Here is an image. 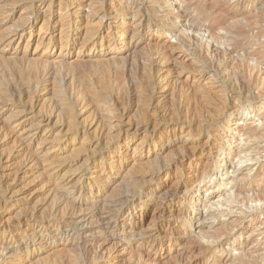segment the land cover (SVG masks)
<instances>
[{"label": "rangeland", "instance_id": "rangeland-1", "mask_svg": "<svg viewBox=\"0 0 264 264\" xmlns=\"http://www.w3.org/2000/svg\"><path fill=\"white\" fill-rule=\"evenodd\" d=\"M205 1L207 5L212 3V0ZM221 1L236 6L231 7L233 11L249 12L250 17L254 18L256 25H258H254L248 31V36L252 37L250 40L253 43L249 44L245 50L235 52L232 57L236 59L234 61L232 59L233 62L231 58L225 57L223 60V55H217L213 52L207 53V55L201 42L193 43V39L189 36L202 39L218 49L228 48L232 51L228 42L222 41L219 44L208 33L196 32L192 29L189 22L184 20L183 15L187 11L180 6L182 5L180 0H0V7L4 4L6 7H1L5 14L0 18V21H4V25L0 29V36L9 37L14 32L19 31L22 25L27 24L25 38L16 42L13 48L14 51L18 52L26 50L35 53V58L39 60H45L48 56L44 55V52H48L52 48V44H48V39L43 41L41 45L39 40L41 35L44 37L46 33H50L52 25L57 26L54 34H52L54 41L57 44L63 41V32L59 23L63 16L66 18V12H78L73 16V19L82 28V34L76 43L77 46L75 45L78 50L90 47V42L84 44L87 37L91 36L87 34L91 33L90 29L88 32V28H92V26L99 28L101 22L106 23L109 20L108 16L104 17V12H126L124 7L120 6L122 3H128L129 6L126 5L125 8L132 9L130 12L138 13L135 24H139L143 17L150 20L152 24L143 28L142 35L145 41L137 52L129 58V62H124V58L117 62H107V64L84 63V65L78 64L66 68L65 73L72 75L71 77L75 76V86L80 85V88L86 89L90 84L95 85L97 87L94 88L102 97L100 101H96L94 113H92L93 110L90 111L91 105H94L93 102L85 105L83 111L85 115L81 118L83 123L89 124L93 121V114H98V117L102 116L105 119L106 126L109 124L117 125L115 116H121L122 113L128 116H124L125 123L143 122V114L139 110L145 108L144 96L147 97L149 93L147 86L149 76L147 69L149 67H143V62H148L149 57L153 54V48L149 45L150 36L147 33L152 30L156 32L157 29L165 30L162 38L166 37L168 40L170 39V42L172 41L168 55L166 54V60L161 65L162 75L172 78L173 81L167 88L169 94L175 91L174 88L177 84L178 89L191 91V96L196 98L195 100L192 98L191 101L205 104L204 107L202 104L199 107L197 103H193L192 106L187 107L195 112L194 114L191 110L189 120H198V123L196 122L197 124L191 130L186 129L184 135H180L178 131L175 134L172 128L161 132L164 140L170 139L172 146L157 161H148L149 163L142 159V155L156 152L154 144L159 141L158 136L149 139L152 129L147 133L142 130L139 135L129 137V139L124 136L118 139L115 136L117 135L115 129L111 127L106 131L97 127H89L84 139L73 136L64 137V132H55L56 137L60 140L59 143L51 137L46 148L39 153L42 162L47 159L46 162H43L44 167L47 168V173H43L42 168H39L40 172L38 169L30 172V174H22L17 181H15L16 174H10L11 176L6 174L10 178V183H13L11 187L14 188V199H19L21 202L7 206L0 204V241L10 239L8 244L0 247V264H52L53 260L59 258L68 260L69 264H90L84 250L87 246V238L76 227L72 231V234H76L74 236L76 237V245L67 250H60L59 248V250H50L51 245L45 243L40 245L32 237L26 238L24 234L28 227H37L50 236L53 230L48 227L49 221L53 219V223L55 221L56 224L67 219L64 210L62 213L53 215L50 200L55 187L53 185H57L56 188L61 191H59L60 193L69 196L70 202L77 201L79 203L90 198L91 194L94 195L105 190L103 202L110 203L114 199L121 198L122 195L126 196L128 193L138 190L143 184V177L145 178L149 174L167 170L178 173L176 164L179 155L189 151L192 153L195 150L198 152L204 145L206 146H204L205 160H209L205 170V174L208 175L202 179L197 188L194 187L195 189L187 179L185 185L193 194L180 197L174 204H170L165 198L166 194L170 188L175 189L178 185L177 179L170 181L168 188L161 193L163 197L157 196L158 200H155L157 206L154 205L149 209L144 208L138 211L139 218L133 221V225L146 236L153 235L152 243L158 244L165 237L164 231L168 232L169 226L174 222V218L171 217L172 214L179 211L180 205L185 207L192 200V206L200 210L187 211L183 215L181 224L183 223L184 227L181 225L182 230L173 231L174 235L181 238V241L172 250L160 251L157 257L154 256L153 259L156 264H176L178 261L184 262L187 259L194 261L200 257L203 258L202 264H242L241 258L245 253L257 257V264H264V119H262L264 117V73H262V71L264 72V56L253 55L256 50L261 49L256 36L260 34V30L264 32V0H250L251 4L247 0ZM32 3L34 4L33 10L31 9ZM162 21L168 25L165 23L162 24V28H159L161 26L159 22ZM111 22L120 24L123 23V20L121 21V18L116 16ZM206 26H210V23L207 22ZM171 32L175 34L171 35ZM220 34L225 35V32L220 31ZM30 36L33 38L28 39ZM120 36L121 33L119 35L117 33V37ZM262 41H264V35ZM123 49L124 47L120 48L118 53H121ZM56 50V54L60 52L68 55V57L72 56L66 49H63L62 52L59 48ZM100 50L101 48L97 46L96 51L100 52ZM244 53H251L249 55L253 59L250 57L249 61L244 62ZM140 61L142 65L139 63ZM252 67L255 71L252 70ZM257 71L260 75H257ZM37 73L38 68L37 72L34 73L28 69L12 72L1 64L0 90L6 92L8 87L11 88L12 85L16 89L21 86L24 87L33 80V77L37 76ZM200 74L204 77L201 78ZM197 80L200 81L197 82ZM66 86L63 88L73 90L75 87ZM116 100L119 102L117 103L118 108L112 106ZM52 103V96L45 97L38 103L37 112L47 111V107ZM173 103L171 101L168 105L173 106ZM194 107H197L196 111ZM253 110H255L254 113ZM185 111L173 119L186 118ZM200 112L204 117L200 116ZM10 114L14 113L10 112L5 115L7 122L10 119ZM13 120H17V118ZM16 123L14 122L11 127ZM254 130L261 131L263 138L262 136L251 137V132ZM12 131L14 132V128ZM17 132L20 136L24 134L20 128L17 129ZM108 133L110 134L108 135ZM18 135L16 136L15 132L12 134L10 145L7 148L0 145V153L2 150L5 153L6 149L10 151L17 148ZM214 144L217 148L224 147L226 149L219 153L211 152ZM195 167L203 168L204 165L199 163ZM188 169V163L181 168L186 176L189 172ZM72 175L75 177L73 182L68 187H63L64 182L62 181L70 177L73 178ZM106 178L111 179L104 185L101 180ZM98 183L99 185L93 186ZM83 185L86 190L83 189L82 193L79 189L71 193L74 188ZM241 190L243 193L239 192ZM260 193L262 194L260 195ZM231 197H235L239 204L228 203L227 200ZM159 205L165 206L167 214L158 208ZM35 207L40 210L33 218H30L28 215L32 213ZM26 215L29 218L24 219ZM140 216L145 218L141 219ZM19 224L21 226H18ZM124 233L121 228L117 231L119 237L124 236ZM215 235H221L220 239L217 240ZM140 244L141 242L133 241L129 249L125 251L124 257L120 256L118 260H110L103 264H126L131 259H138V252L141 251L142 253L145 250V245ZM207 246L211 247L207 248ZM193 247L200 248L194 253L184 254L186 250ZM145 248L149 249V247Z\"/></svg>", "mask_w": 264, "mask_h": 264}, {"label": "bare ground", "instance_id": "bare-ground-1", "mask_svg": "<svg viewBox=\"0 0 264 264\" xmlns=\"http://www.w3.org/2000/svg\"><path fill=\"white\" fill-rule=\"evenodd\" d=\"M247 1L249 2L250 0ZM180 2L182 4L180 6H182V8L185 11H187L185 12L186 14L184 15L182 14L184 20L189 22L190 27L192 29L196 30V32L204 31L208 33L213 39H215L217 43L220 44L222 41H226L228 42L230 47H232V51L228 50V48L221 50L214 47L208 42H204V40L202 39L189 36V38L193 39L192 40L193 43L197 41L202 43L201 45L204 46L206 50V54L207 53L211 54L213 52L216 53L217 55H223L222 56L224 58L223 60H225V57H227L229 59L231 58L232 61L233 59L232 56L235 55L234 54L235 52L245 50V48H247L249 44L253 43L250 40L252 37L248 36V31H250V29L257 23L254 18L250 17L251 14H249V12L243 13L239 11H233L231 7H236V6L230 5L228 4L229 2L227 3L221 0H212L211 5L209 4L207 5L205 0H180ZM249 4L251 3L249 2ZM126 5H128V3L125 4L122 3L120 5L124 7L126 12H104V17L108 16L109 20L106 23L101 22L99 28H93V26L92 28H88V32L90 29L91 33H87V34L91 36L87 37V40H85L84 44H88L90 42L91 43L90 47L80 50H78V48H76L75 45L82 34V30H81L82 28L81 25L76 23V21L73 19V16L78 12H66V18H64L63 16L62 21L59 23V27L63 32L62 33L63 41L60 42V44L59 43L57 44V42L54 41L52 35L55 32V28L57 27L56 25L51 26L50 33L48 34L46 33L44 37L42 35L40 36L39 39L40 45L46 39H48L49 41L48 44H52V48L50 49V51L44 52L45 53L44 55L48 56L45 60L42 59L39 60L35 58V53L27 52L26 50L23 52H18L16 50L14 51L13 46L15 45V43L25 38V32L27 31V27H28L27 24L22 25L21 26L22 28L19 31L14 32L9 37L7 36L8 38L7 37L4 38L3 36H0V65L3 64L6 68L12 70V72H15L17 70L21 71L28 69L30 72L34 73L37 72V68H38V73L40 72L39 75L37 73L36 74L37 76L33 77V80H31L24 87L21 86L16 89L12 85L11 88L10 86L8 87V90H6V92L0 90V145L2 147L7 148L10 145V139L12 138V134L15 132L16 136L18 135L17 132L18 128H20V130H22V133H24L22 136H20V134L18 135L19 139L17 142V148L11 149L10 151L6 149L5 153H3L4 151L2 150V152L0 153V204L7 206V205H11L12 203L18 204L21 202V200L19 199L17 200L16 198L14 199V194H13L14 188L11 187L12 186L11 184L13 183H10V178L6 174L9 175L16 174L15 175L16 178L15 176L14 178L15 181H17L20 175L30 174V172L34 170H38L39 168H42L43 173H47V168H45L43 165V162H46L47 159H44V161L42 162L39 153L41 150L46 148V144L50 141L51 137H53V139L59 143L60 140H58V138L56 137L57 134L55 135V132L58 133L64 132V137L73 136L77 138L82 137L84 139L87 136V131L89 130V127L90 128L97 127L104 131H106L109 127H111L112 129H115V133L117 134L115 136L118 137V139L121 136L122 138L124 136L129 139V137H135L139 135L142 130L147 133L152 129V132H150L149 139L156 138L157 136L159 137V141H157V143L154 144V149L156 150V152L142 155L143 160H146L147 162L148 161L151 162V161H157L159 157L167 153V151H169V149L172 146V144L170 143V139L169 138H168L169 140L165 139L166 140L165 141L164 138L162 137L163 134L161 132L165 131L168 128H172L173 131H175L174 132L175 134L178 131L180 135L182 134L184 135L186 129L191 130L192 127L198 123V120L197 121L192 119L189 120V118L191 117L190 113L192 109L190 110L187 107L190 105L192 106L193 103H197L195 101H191L193 98L191 96V91L190 90L182 91L184 89L182 88H181L182 90L180 88L178 89L177 84L176 87L174 88L175 91H173L172 93L170 92L169 94V90H167L168 86L172 84L173 81L172 78L162 75L163 70L161 68V65L163 61L166 60L167 57L166 54L168 55V51L171 47L170 45L172 41L170 42L169 41L170 39L168 40L166 37L162 38L165 30L162 31L160 29H157V31L155 30L156 32L152 30L151 32L147 33L150 36L149 45L153 48V54H151V57H149L150 59L148 62H143V67L145 68L149 67L147 69L149 73L147 79V86L149 93L147 97L144 96L145 108H143V110H139L143 114V115L140 114L142 115L143 118V122H141L142 124L138 122L134 123L133 121L125 123L124 116L127 115V114L125 115V113L124 114L122 113L121 116L120 115L115 116V119H117V125L109 124L108 126H106L104 122L105 119L102 118V116L98 117V114L97 115L93 114L94 115L93 121H91L89 124L83 123L81 121V118H83V116L85 115L83 114L85 105L87 106V104L89 105L93 102L94 105H91L92 106V108L90 109L91 111L94 109L96 101H100L102 97H100L101 96L100 93L97 92V90L95 89L97 87L95 85L92 86L90 84L91 86L89 85V87L86 89L80 88L79 87L80 85L75 86L76 85V83L74 84L75 76L71 77L72 75L65 73V70L67 67L70 66L73 67V65L77 66L78 64L84 65V63L87 64L95 63L99 65L102 63L107 64V62H112V61L117 62L124 58H125L124 62L125 61L129 62L130 60L129 58H131L132 55H134V53L137 52V50L141 47V45L145 41L142 35L143 28L146 25L150 26L152 23L150 22V20H147L143 17L140 19L139 24H135L136 18L138 17V13L130 12L132 9H130L129 7L125 8ZM1 7L4 8L5 4L2 5ZM1 7H0V18L5 14V12L1 10ZM33 8H34V4L32 3L31 9L33 10ZM116 16H118V18L120 17L121 21L123 20V23L113 24L111 20ZM207 22L210 23V26H206ZM159 23H161L160 24L161 26H159V28H162V24L164 25L166 22L162 21ZM3 25H4V21H0V29L2 28ZM166 25L168 24L166 23ZM32 28H33V24H32ZM220 31H224L225 35H221ZM117 33L118 35L121 33V36L117 37ZM263 33L264 32L260 30V34L256 36V38L258 37L259 40L258 43H260L259 45L261 48L259 50H256V52H254L255 54H253L254 56L257 57L264 56V41H262V36L264 35ZM170 34L174 35L175 33L171 32ZM31 38L33 37L32 36L28 37V39ZM97 46L101 48L100 52L96 51ZM122 47H124L123 51L121 53H118L120 48ZM57 48H59L61 52L63 49H66L68 53L72 56L68 57V55H64L63 53L60 52H59L60 54L59 53L56 54ZM87 50L89 51L88 53ZM249 54L244 53V57L241 55V57H243L244 62L251 57V55ZM235 59H233V61ZM139 63L142 65L141 61ZM40 67H42V70H40ZM219 68L221 69V66H219ZM252 70H254L253 67ZM257 73H258L257 75H260L259 71H257ZM262 73L264 72L262 71ZM200 77L203 78L204 75L200 74ZM198 81L200 80H197V82ZM66 85H70L72 87L75 86V87H73L74 88L73 90L69 88L64 89L63 87ZM48 96L53 97V103L47 107L48 109L47 111L37 112L39 106L38 103ZM195 99L193 98V100ZM171 101L174 102L173 106L168 105V103ZM117 103H119L118 100H116L115 103L113 102L112 106L118 108L119 105ZM200 104H202L203 107L205 106L204 103H200ZM200 104H198L199 107ZM194 109L196 111L197 107H194ZM94 111L96 110H93L92 113H94ZM127 111L129 110L127 109ZM184 111L186 112L187 115L186 118L178 117L177 119H173L176 115L179 116V114H182ZM193 111L194 110H192V112ZM254 111L255 110H253V113ZM10 112L14 114L12 115L10 114L9 117L10 119L7 122L5 119V115H7ZM193 113L195 114V112ZM200 116L201 117L203 116L202 113L200 114ZM16 118L17 120H13ZM262 119H264V117H262ZM14 122L17 123L13 127H11V125H13ZM199 122H201L200 119ZM12 128H14V132L12 131ZM251 133H252L251 137L253 138L262 136L261 131L258 130H254ZM105 134L107 133L105 132ZM109 134L110 133H108V135ZM204 146L201 147L198 152H196L195 150L192 153L189 151L190 153L185 152L181 156L179 155L176 164L178 168L177 169L175 168L176 170H178V173L176 172L174 173L171 170H167V171L156 172L154 174H149L145 176V178L143 177V184L140 185L141 187L138 190L128 193V195L126 196L122 195L123 197L121 196V198L116 197L117 199H114L110 203L103 202L102 198L106 193L105 190L101 191L100 193H96L94 195L91 194L90 198H86V200L81 201L79 203L77 201L70 202L69 196L60 193L61 191L57 189L56 188L57 185L54 184L53 186L55 187L53 188L52 194L50 193L51 191L49 192L51 194V196L50 195L49 196L52 204L53 215L55 214L57 215L60 212L62 213V210H64V214L65 216H67V219L64 220V222L56 223V224L55 221L53 223V219L52 221H49L48 227H50V229L53 230L50 233V236L45 234L46 232L44 233L42 229L40 230L37 227H32V228L28 227L26 231L23 232L26 238L32 237L40 245L43 243H45L46 245H51L49 247L50 250L53 249L56 250L58 248L60 250H67L71 246L76 245V237H74L76 234L75 235L72 234L73 228L76 227L78 231L87 238V242H86L87 246L85 245L86 249L84 250L85 253L87 254L88 262L90 264H103L110 260L112 261L116 259L118 260L120 256L121 257L125 256V251L129 249V246L133 243V241L137 243L141 242L140 245L143 244L145 245V247H149V249L147 250V248L144 247L145 250L142 253L141 251L138 252L139 253L138 259L136 260L131 259V261L127 262L126 264H156L155 260L153 259L154 256L157 257V254L160 251H165L168 249L172 250L176 245L179 244V241H181V238L174 235L173 231L181 229V225L183 224V223L181 224L183 215L187 211H192V210L199 211L200 209L199 208L197 209V207L192 206L191 203L192 200L185 207L183 205H180L179 211H177L176 214H172L171 216L174 218L173 224L169 226L170 229L168 230V232L164 231L165 237L163 241L158 244L155 242L152 243L153 235L146 236L145 233L138 231L136 227L133 225V221L139 218L138 211L143 210L144 208L149 209L154 205L157 206V204L155 203V200L158 198L157 196L158 195L161 196V193L168 188V183L174 179H177L178 185L176 186L175 189L170 188V191H168L165 197L170 204H174L175 201L180 197L193 194V192L189 190V187L185 185V182L188 179L192 184L193 188L194 187L197 188V185H199L202 179L206 178V176L208 175L205 174V170H206V166L209 164V160L207 159L205 160L206 156H205ZM213 146L214 147L211 149V152L214 153L215 152L219 153L226 149L224 147L217 148L215 144ZM186 163L189 164V169H188L189 172L187 176L183 174V171L181 170V168H183ZM199 163H202V166L204 165V167L203 168L195 167ZM69 179L62 181L66 183V184L63 183V187H68L73 182L75 177L73 176V178L70 177ZM110 179L111 178H106L105 180H101V183L105 185V183H108ZM140 182L142 183L141 180ZM50 184L52 185L53 183ZM96 185H99V183L93 186ZM65 189H69V188H65ZM78 189L80 190V193H82L85 187L84 185L81 187H76L71 191V193L76 192ZM239 192L243 193L242 190ZM261 194L262 193H260V195ZM161 197H163V195ZM227 202L230 204H234V203L239 204V202L236 201L235 197L234 198L231 197L230 199L227 200ZM158 208H160L163 211V213L167 214L166 212L167 209H165V206L159 205ZM39 210L40 209L38 207H35V209L32 210V213H30L28 216L30 218H33L36 215V213L39 212ZM28 216L27 215L24 216V219L29 218ZM140 218L143 219L145 217L140 216ZM18 226H21V224H19ZM119 228H121V230L125 232L124 236L119 237L117 235V231ZM109 229H111V231H109ZM220 237L221 235H215V238L217 240H219ZM9 240L10 239H8V241H0V247L8 244ZM209 247L211 246H207V248ZM199 248L200 247H193L191 249L186 250V253H184L183 251V253L191 254L196 252V250H198ZM177 255L183 256L182 254H177ZM201 261H203L202 257L194 261L188 259L187 261L184 260V262L178 261L176 264H202ZM69 263L70 262H68V260L59 258L53 260L52 264H69ZM241 263L257 264L258 259L257 257H254L252 254L245 253L241 258Z\"/></svg>", "mask_w": 264, "mask_h": 264}]
</instances>
